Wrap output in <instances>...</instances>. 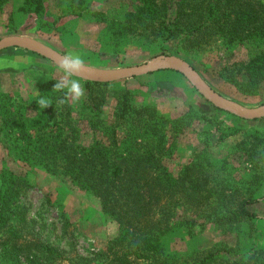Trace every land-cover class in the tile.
Listing matches in <instances>:
<instances>
[{
    "label": "trees",
    "instance_id": "1",
    "mask_svg": "<svg viewBox=\"0 0 264 264\" xmlns=\"http://www.w3.org/2000/svg\"><path fill=\"white\" fill-rule=\"evenodd\" d=\"M11 1L0 0V13ZM24 1L23 11L29 7L38 15L45 9L46 0ZM67 1L69 15L80 17L90 9V0ZM135 5L126 19L115 24L112 37L119 42L160 43L164 55L177 56L202 52L212 43L229 50L248 47L246 61L224 70L230 73L233 68L245 75V82L231 79L247 93L264 87V0H137ZM99 15V22L109 19L105 12ZM111 85L85 81L89 126L106 139L89 144H79L69 110L53 122L48 118L27 122L20 109L13 112L14 105L0 96V142L8 155L69 178L99 198L103 213L119 223L120 234L98 254L97 264H179L162 240L178 226L184 225L193 236L199 221L208 222L227 234L261 221L253 206L264 183V131L227 128L218 143L239 135L236 151L215 155L206 139L204 148L175 175L167 162L198 112L190 106L182 116L168 119L156 105L134 106L125 89L115 93L117 105L108 119L106 93ZM57 92L59 103L64 93ZM59 105L67 109L69 102ZM240 165L245 170L238 178ZM29 185L24 175L7 165L0 169V264H61L63 251L42 240L36 220L28 217L23 199ZM180 208L189 217L175 221ZM194 264H264V248L243 254L221 242L200 254Z\"/></svg>",
    "mask_w": 264,
    "mask_h": 264
},
{
    "label": "rangeland",
    "instance_id": "2",
    "mask_svg": "<svg viewBox=\"0 0 264 264\" xmlns=\"http://www.w3.org/2000/svg\"><path fill=\"white\" fill-rule=\"evenodd\" d=\"M136 1L90 0V9L77 17L69 15L67 0H46L44 11L38 15L29 7L28 11L21 10L24 0H13L5 7L4 13H0V39L8 36L35 38L63 55L70 52L81 55L86 61V69L92 71L146 65L159 56H176L203 73L206 78L200 74L202 78L211 87L215 86L218 91L212 89L224 98L250 109L264 104V87L257 93H247L231 79L245 82L247 77L239 75L233 68L230 73L224 70L225 66L246 61L251 48L229 50L212 43L202 52L164 55L160 43L119 42L112 37L117 29L115 24L126 19L127 12L135 9ZM101 11L107 14L108 20H97ZM173 46L167 44L172 51ZM63 76L59 66L30 51L14 47L0 50V96L5 95L3 102L14 105L11 108L13 112L20 109L27 122L39 123L43 118L51 122L61 119L62 113L69 110L79 131V144L81 141L89 144L93 139L106 141L102 134L93 132L89 126L84 108L88 95L85 80L72 77L85 88L86 95L80 102L69 100L67 109L59 105V94L50 83L59 81ZM111 83L113 85L106 93L108 119L112 118L117 105L115 93L125 89L131 92L134 106L156 105L168 119L182 116L190 106L201 115L178 139L177 148L167 162L175 175L204 148L206 139L213 145L215 155L236 151L241 140L239 135H228L223 143H218L220 133L227 128L238 126L264 131V117L240 121L239 116L218 111L182 74L174 71L163 70ZM41 97L47 98L51 106L39 108L36 101ZM5 165L28 180L29 189L23 199L29 207L28 217L36 220L38 236L42 240L50 241L63 251L61 264H97L98 254L121 232L119 223L103 213L99 198L63 175L51 174L41 166L16 161L0 142V169ZM244 170V165L236 169L238 178ZM256 196L259 201L253 209L261 221L244 224L236 232L227 234L216 230L208 222L199 221L193 236L184 225L178 226L162 239L166 251L176 256L179 264H194L200 254L221 242L236 247L243 254L252 248H264V183ZM188 217L187 210L180 208L175 221Z\"/></svg>",
    "mask_w": 264,
    "mask_h": 264
},
{
    "label": "water",
    "instance_id": "3",
    "mask_svg": "<svg viewBox=\"0 0 264 264\" xmlns=\"http://www.w3.org/2000/svg\"><path fill=\"white\" fill-rule=\"evenodd\" d=\"M10 47L30 51L50 60L57 66H59L57 63L58 59L64 56L62 53L44 42L26 36H8L0 39V50ZM163 70H170L182 74L208 102L220 110L239 116L245 120H256L264 117V104L258 108L250 109L237 102L224 98L212 89L193 66L176 56H159L146 65L131 66L120 69L102 71H92L87 69L80 73V75L74 77L95 83H111Z\"/></svg>",
    "mask_w": 264,
    "mask_h": 264
},
{
    "label": "clouds",
    "instance_id": "4",
    "mask_svg": "<svg viewBox=\"0 0 264 264\" xmlns=\"http://www.w3.org/2000/svg\"><path fill=\"white\" fill-rule=\"evenodd\" d=\"M57 63L59 65V70L64 73V76L54 85V90L64 93L59 103L64 104L69 100L73 103L80 102L86 95L85 88L79 80L72 79V77L80 75V73L87 70L85 59L79 54L70 52L60 57ZM36 102L39 108L46 109L51 106L50 101L45 97L39 98Z\"/></svg>",
    "mask_w": 264,
    "mask_h": 264
}]
</instances>
